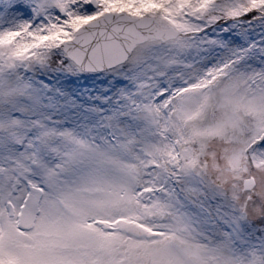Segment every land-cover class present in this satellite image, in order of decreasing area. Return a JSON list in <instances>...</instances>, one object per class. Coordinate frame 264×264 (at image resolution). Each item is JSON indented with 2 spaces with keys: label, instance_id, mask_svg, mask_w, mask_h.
<instances>
[{
  "label": "snow or ice",
  "instance_id": "obj_1",
  "mask_svg": "<svg viewBox=\"0 0 264 264\" xmlns=\"http://www.w3.org/2000/svg\"><path fill=\"white\" fill-rule=\"evenodd\" d=\"M0 264H264V0H0Z\"/></svg>",
  "mask_w": 264,
  "mask_h": 264
}]
</instances>
